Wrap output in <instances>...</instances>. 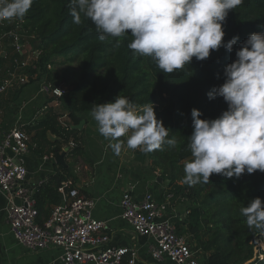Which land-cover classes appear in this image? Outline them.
I'll use <instances>...</instances> for the list:
<instances>
[{"label":"trees","instance_id":"obj_1","mask_svg":"<svg viewBox=\"0 0 264 264\" xmlns=\"http://www.w3.org/2000/svg\"><path fill=\"white\" fill-rule=\"evenodd\" d=\"M69 2L34 0L21 24L24 34L37 41L39 55L34 72H46L49 81L58 85L50 77L57 60L77 63L79 68L77 79L57 99L66 106L69 128L62 126L58 120L60 115L51 106L32 125L21 128L30 135L36 151L44 156L62 152L65 158L72 159L82 152L80 116L84 112L92 113L95 104L114 102L118 95L128 97L137 109L151 102L157 119L171 130L169 138L175 136L178 145L176 148L165 145L163 151L151 153L137 151V155L150 161L174 194H182L192 203L184 225L197 241L203 262L264 264V235L249 229L240 211L256 197L264 200V173L259 170L254 174L245 173L238 179L213 174L207 185L189 187L183 183L184 162L192 158L188 149V137L193 131L191 111L195 108L202 113V119H215L227 110L222 97L209 100L207 93L224 83V68L236 59L235 52L247 37L264 32V0H244L229 12L223 25L224 42L239 36L231 53L221 47L204 61L193 58L190 65L171 74L163 73L150 57L132 56L127 46L133 39L130 31L129 36L119 38L121 43L116 48L114 39L103 42L98 39L90 20L74 24ZM70 140L76 146L64 152L63 147ZM59 169L67 172L68 167L59 166ZM63 179L61 175L57 178L58 182ZM51 191L45 186L34 194L40 225L49 215L44 204L46 194ZM56 195L51 193L49 197L56 198Z\"/></svg>","mask_w":264,"mask_h":264},{"label":"clouds","instance_id":"obj_2","mask_svg":"<svg viewBox=\"0 0 264 264\" xmlns=\"http://www.w3.org/2000/svg\"><path fill=\"white\" fill-rule=\"evenodd\" d=\"M34 0H0V22L23 21ZM244 0H70L69 14L80 25L90 20L98 39L133 38L127 45L132 56L150 57L163 73L190 65L193 58L204 61L221 47L229 53L239 36L224 42V23L231 10ZM225 66V81L207 93L209 100L222 97L227 110L215 119H202L191 111L192 128L184 162L183 183L189 187L211 183L213 174L240 178L264 173V32L252 33ZM92 117L98 132L109 141L113 154L130 150L151 153L164 146L176 148L175 136L158 120L154 104L139 109L125 96L114 102L95 104ZM126 138V140L121 138ZM249 229L264 235V200L256 197L240 209Z\"/></svg>","mask_w":264,"mask_h":264},{"label":"crops","instance_id":"obj_3","mask_svg":"<svg viewBox=\"0 0 264 264\" xmlns=\"http://www.w3.org/2000/svg\"><path fill=\"white\" fill-rule=\"evenodd\" d=\"M15 26L16 20L0 22V84L5 81L8 84L5 91L0 94V139L12 128L32 125L40 118L45 106L53 107L60 117L67 115L63 102L46 97L40 92L39 86L44 80L38 75L34 78L36 72L30 74L25 70L16 71L12 77L8 74L15 59L25 60L30 56L24 52L26 44L32 42L35 46L37 44L33 36L28 37L23 34V52L18 53L13 47L11 35ZM21 76L26 80L21 81ZM67 121L70 123L69 118ZM79 130L82 152L72 159L63 155V165L56 163L55 156L44 159V155L36 151L31 142L29 151L23 156L27 170L24 186L34 194L45 186L52 189L46 194L44 204V208L49 210V213L53 205L64 201L69 188L78 189L79 193L93 201V218L107 222V231L112 237L113 245H133L137 256L144 264H157L149 255V249L155 243L154 239L134 234L122 219L120 200L122 194L132 187V195L136 198L150 191L157 201H162L167 191L174 194L168 186V181L159 178V172L152 168L148 159H141L137 155L138 149L130 150L125 146L119 156L114 155L109 147V141L98 132L97 123L91 112H84L80 116ZM121 139L126 140L123 137ZM67 148L69 147L66 145L63 147L64 152ZM59 166L68 167L67 172H62ZM57 173L64 178L60 182L57 180L59 176ZM51 193H56V198L49 197ZM174 199L178 200V203H175L177 213L182 214L187 210L184 208L187 198L182 194H174ZM5 206L6 198L0 193V264H58L62 253L60 249L49 248L32 252L14 240ZM184 222H175L178 232L183 230L181 234H185ZM194 244L197 246L196 243ZM203 264L206 262L204 261Z\"/></svg>","mask_w":264,"mask_h":264},{"label":"built area","instance_id":"obj_4","mask_svg":"<svg viewBox=\"0 0 264 264\" xmlns=\"http://www.w3.org/2000/svg\"><path fill=\"white\" fill-rule=\"evenodd\" d=\"M21 24L22 21L16 20L15 29L11 31L13 47L18 53L24 48ZM38 55L39 50L34 49L25 60L15 59L8 74L12 77L16 71H24L29 60L36 61ZM20 80L26 79L21 76ZM7 86L6 81L0 84V94ZM40 92L57 100L66 94L67 87L44 81ZM59 120L63 127L69 128L66 114ZM30 144L29 134L20 127L5 132L0 139V193L6 198L5 212L14 240L32 252L60 249L58 264H144L133 245L112 244L107 222L93 218V201L76 188H69L64 201L52 206L42 225L38 223L34 192L24 186L27 170L23 156L29 151ZM67 146L73 149L76 145L70 140ZM53 156L46 155L44 159ZM175 203L178 200L172 192L167 191L164 199L157 201L150 191L140 198L134 197L131 187L122 194L121 216L136 236L154 239L149 255L155 263L202 264L200 248L188 235L179 234L175 223L184 222L190 210L179 214Z\"/></svg>","mask_w":264,"mask_h":264},{"label":"rangeland","instance_id":"obj_5","mask_svg":"<svg viewBox=\"0 0 264 264\" xmlns=\"http://www.w3.org/2000/svg\"><path fill=\"white\" fill-rule=\"evenodd\" d=\"M34 49H36V46L33 43L32 44H26V47L24 48V52L31 55ZM34 62H35L34 59H30L28 66L25 68V71H29V73L32 74L31 72H34V70H35V66L33 64ZM78 73H79V68H78L77 63H66V62H63L62 60H57V63L53 67V70L50 72V75H51L50 77L53 78L55 80V82H57L58 84H62L64 86H66L68 89L69 85L77 79ZM37 75L42 77V79L44 81L51 83V81H49V79H48L46 72L37 71V73L34 75V78L35 77L37 78ZM39 85H40V83H39ZM173 188H175V186H173ZM186 202L184 204L185 207L183 205L182 208L184 207L185 209H190V207L192 206V203L189 200H186ZM184 233H185V235H189L190 240L193 241V243L197 242L195 240V238L190 235V233L188 232V230L186 228H185ZM203 260H204V258H202V253H201V256L199 257V261L203 262Z\"/></svg>","mask_w":264,"mask_h":264},{"label":"water","instance_id":"obj_6","mask_svg":"<svg viewBox=\"0 0 264 264\" xmlns=\"http://www.w3.org/2000/svg\"><path fill=\"white\" fill-rule=\"evenodd\" d=\"M7 152L9 155H11V153L9 151H7ZM63 155H64L63 153L55 155L56 163L63 165Z\"/></svg>","mask_w":264,"mask_h":264}]
</instances>
